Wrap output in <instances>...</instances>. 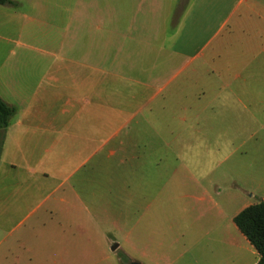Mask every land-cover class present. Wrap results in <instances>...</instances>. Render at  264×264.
Listing matches in <instances>:
<instances>
[{
	"label": "crops",
	"instance_id": "crops-1",
	"mask_svg": "<svg viewBox=\"0 0 264 264\" xmlns=\"http://www.w3.org/2000/svg\"><path fill=\"white\" fill-rule=\"evenodd\" d=\"M9 1L0 5V99L15 113L0 148V264H101L110 259L103 240H83L92 228L72 201L103 182L106 162L125 161L137 127L156 135L170 128L154 104L190 98L201 66L264 82V0H190L171 36L168 17L131 12L162 0ZM181 111L176 128L187 122L194 131ZM230 235L186 237L176 258L153 262L257 264L235 225ZM234 243V259L215 257Z\"/></svg>",
	"mask_w": 264,
	"mask_h": 264
},
{
	"label": "rangeland",
	"instance_id": "rangeland-1",
	"mask_svg": "<svg viewBox=\"0 0 264 264\" xmlns=\"http://www.w3.org/2000/svg\"><path fill=\"white\" fill-rule=\"evenodd\" d=\"M189 2L144 3L131 12L135 9L138 17H168L166 28L171 36ZM20 11L29 9L23 6ZM200 68L199 82L190 84V98L154 104L164 107L165 117L159 123L170 128L156 135L144 126L137 127L131 134L134 148L122 153L125 161L106 162L100 174L103 182L89 183L78 193L80 202L72 201L73 206L81 204L83 220L87 218L92 228L83 240H103L102 257L109 255L110 259L101 264L134 260L156 264L153 260L160 261L162 256L176 258L186 237L231 239L232 218L245 206L263 200L264 82H241L238 68L214 73ZM208 74L216 82H208ZM182 108L186 117H193L189 124L196 132L187 129V122L176 128L175 116L183 113ZM115 244L120 251L111 256ZM236 251L234 243L231 249L217 248L214 255L234 259Z\"/></svg>",
	"mask_w": 264,
	"mask_h": 264
},
{
	"label": "trees",
	"instance_id": "trees-1",
	"mask_svg": "<svg viewBox=\"0 0 264 264\" xmlns=\"http://www.w3.org/2000/svg\"><path fill=\"white\" fill-rule=\"evenodd\" d=\"M1 6H12L9 0H0ZM15 109L0 99V148L3 132L7 127ZM238 231L246 238L259 256L257 264H264V198L261 202L250 205L241 210L233 218Z\"/></svg>",
	"mask_w": 264,
	"mask_h": 264
},
{
	"label": "water",
	"instance_id": "water-1",
	"mask_svg": "<svg viewBox=\"0 0 264 264\" xmlns=\"http://www.w3.org/2000/svg\"><path fill=\"white\" fill-rule=\"evenodd\" d=\"M115 249H116V246H114V247L112 248V250H115ZM129 264H141V263L136 262V261H131Z\"/></svg>",
	"mask_w": 264,
	"mask_h": 264
}]
</instances>
